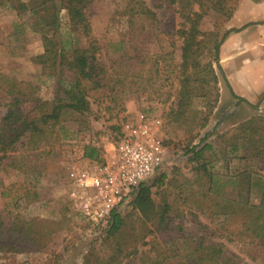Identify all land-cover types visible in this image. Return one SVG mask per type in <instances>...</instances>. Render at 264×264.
I'll use <instances>...</instances> for the list:
<instances>
[{"label":"rangeland","instance_id":"rangeland-1","mask_svg":"<svg viewBox=\"0 0 264 264\" xmlns=\"http://www.w3.org/2000/svg\"><path fill=\"white\" fill-rule=\"evenodd\" d=\"M14 1L11 6L0 0V74L27 93L34 90L37 99L22 105L26 113L33 110L30 117L37 115L43 101L68 100L65 86L75 77L58 65L60 58L54 66L36 59L45 51L42 31L52 38L55 49L65 47L68 59L71 49L87 47L89 37L94 39L99 48L92 63L95 71H103L96 77L98 86L82 80L89 102L86 110L65 114L47 131L45 141L29 143L26 134L5 157L0 153V228L6 229L1 234L18 237L20 225L26 224L31 233L45 238L30 252L0 250V264H140L142 256L156 258L180 248L181 238L188 234L223 241L244 264H264V259L251 258L249 247L228 241L217 220L196 209L204 204L205 194L211 195L204 166L220 183L250 173L252 203H259L264 184V120L258 110L230 94L212 49L229 28V18L219 11L233 6L236 11L240 0H225L223 6L217 0L192 4L203 14L199 21L203 34L197 36V54L186 66L183 33L190 19L178 0H92L85 8L89 37L70 28L66 9L57 0ZM143 4L154 11L155 20L144 15L130 20L129 11H140ZM33 11L56 15L57 20L52 28H43ZM182 87L194 96L190 106H183L184 113L174 117ZM9 99L0 90V122ZM138 112L161 121L170 170L151 183L153 210L141 214L128 200L119 208L122 228L104 238L108 224L94 225L78 210L69 195L68 174L113 163V145L122 124ZM202 119L204 127L197 126L194 121ZM204 143L211 148L193 158L192 147ZM87 144L100 149L103 162L82 157ZM235 188L222 185L221 191L233 197ZM165 205L169 224L159 220ZM171 236L175 239L167 241Z\"/></svg>","mask_w":264,"mask_h":264},{"label":"trees","instance_id":"trees-1","mask_svg":"<svg viewBox=\"0 0 264 264\" xmlns=\"http://www.w3.org/2000/svg\"><path fill=\"white\" fill-rule=\"evenodd\" d=\"M64 9H66L67 17L69 19L70 28L74 31H81L83 35L90 36V25L86 15L85 8L92 0H57ZM181 2V11H187V18L190 19V25L187 31L183 34V46H182V58L183 64L188 65V61L193 59L197 54L196 48H194L197 36L203 34L199 29V21L203 14L199 9H192V4L197 0H178ZM222 3L225 0H217ZM227 1V0H226ZM2 2V0H1ZM8 5L13 6L14 0H5ZM46 3V1H45ZM225 4V2H224ZM226 5V4H225ZM140 11H129V19L131 20L135 15H144L150 19L155 20V13L146 5H142ZM235 6L230 7L229 11H219L221 15L231 18L234 12ZM38 16L43 28H52L55 24L57 16L52 15L49 17L38 15L39 12L33 11ZM240 28L227 29L222 37L214 43L212 49L214 54V60L219 64V49L228 36L229 33L239 31ZM43 41L45 42V51L43 54L36 57L43 65L50 64L54 66L57 60L60 58L58 65L65 66L67 70L74 75V79H68V83L65 86V94L68 96V100L62 98L55 99L53 101H43L39 104V111L37 115L30 117L32 111H24L22 106L26 102L36 100L33 95L34 90L27 93L21 86H16L15 83H11L4 75L0 74V90L5 93L7 97H10L9 101H6V111L0 122V153L2 157L14 150L16 142L27 134V141L30 142H42L47 138V134L50 128L59 124L63 116L69 111L82 112L88 108L89 102L86 99V89L82 85V80L90 81L94 86H98L101 83L96 77L103 70L95 71V65L92 61H95L96 54L98 52V45L94 39L89 37V43L84 48H73L69 54V59L65 58V47L61 46L60 49H55V45L52 43V38L47 35L46 31H42ZM220 67V65H218ZM54 74V72H53ZM52 73H50V76ZM188 78V77H187ZM65 79V78H64ZM61 82V81H60ZM7 85V86H6ZM193 93L188 92L185 87H182L180 93V99L178 103L177 111L174 113V117L183 114V106H190ZM47 106L49 108H47ZM41 107H45V110H41ZM181 109V110H180ZM193 120H196L193 118ZM197 126L204 127L206 120L194 121ZM261 128V127H260ZM262 133V132H261ZM263 142V140H261ZM264 143V142H263ZM192 147L191 153L193 158H198L202 155V152L211 148L209 143H204L200 148ZM236 147H234L235 149ZM82 157L94 162H103L100 149L94 145H84L82 150ZM204 172L209 181V187L207 191L211 194L204 195V204L196 205V209L204 212L211 221L217 220L218 230L225 232L222 236H225L228 241H235L236 244H240L242 247H249L248 254L252 259H264V184L260 187V201L259 203H252L250 201L251 186L253 184V177L250 173H241L237 177H230L228 181L219 182L217 176L214 173L208 171L204 166ZM165 177V173L158 175L154 181H158ZM260 181L261 179H257ZM153 181V182H154ZM152 182V183H153ZM235 185V196H227L221 191L222 185ZM151 183L141 184L132 195L130 204L132 207L141 214H148L153 210L155 204L151 195ZM164 209L159 214L160 222H166L169 224L170 219L166 218V209L168 205H165ZM171 222V221H170ZM124 224V218L120 215L119 209H114L111 213V220L105 228L104 238L116 233L122 228ZM0 238L4 234H1ZM33 231L30 226L21 224L19 228L18 237L12 235H4L2 238L4 243H0V250H14L20 251H32L43 245L45 238L40 236V233H31ZM9 232V230H7ZM174 236L168 238L167 241L174 240ZM180 248H174L171 251H164L160 253V256L156 258H148L142 256L140 264H244L239 261V256L225 249V244L221 240L211 241L204 236H195L188 234L181 238ZM5 248V249H4ZM178 251L179 254H175Z\"/></svg>","mask_w":264,"mask_h":264},{"label":"built area","instance_id":"built-area-1","mask_svg":"<svg viewBox=\"0 0 264 264\" xmlns=\"http://www.w3.org/2000/svg\"><path fill=\"white\" fill-rule=\"evenodd\" d=\"M160 127L159 119L138 112L122 124L113 163L69 172L70 198L94 225L108 224L112 211L125 205L139 185L168 173Z\"/></svg>","mask_w":264,"mask_h":264},{"label":"crops","instance_id":"crops-1","mask_svg":"<svg viewBox=\"0 0 264 264\" xmlns=\"http://www.w3.org/2000/svg\"><path fill=\"white\" fill-rule=\"evenodd\" d=\"M229 28H240L219 49L230 94L258 110L264 120V0H240Z\"/></svg>","mask_w":264,"mask_h":264}]
</instances>
